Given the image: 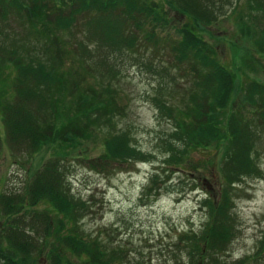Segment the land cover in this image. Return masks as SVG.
<instances>
[{
	"label": "trees",
	"instance_id": "obj_1",
	"mask_svg": "<svg viewBox=\"0 0 264 264\" xmlns=\"http://www.w3.org/2000/svg\"><path fill=\"white\" fill-rule=\"evenodd\" d=\"M210 1L0 0V75L6 71L15 77L13 92L0 102V108L5 141L12 154L31 156L46 147L60 149L59 156L62 151L75 152L80 143L94 136L89 125L102 131L114 124L115 113L120 110L110 99L119 92L114 79H109L118 73L110 66L111 53L133 52L144 32L146 40L154 45L165 41L178 70L190 75L188 94L179 110L172 104L176 99L174 86L169 90L165 85L153 89L152 100L158 112L176 125L167 139L172 156L165 163L184 165L193 148L208 150L214 143L225 146L219 155L217 175H213L219 179L220 196L204 200L209 208L208 220L200 235L188 238L187 251L190 256L199 255V264H231L222 255L239 234L235 211L239 186L245 178L260 174L254 171L249 175L251 167H256L255 142L259 140L255 138L264 123V84L250 80L242 85V99L237 98L238 78L220 61V37L209 34V29L220 21L219 15L229 18L237 4L222 0L217 6ZM252 3L258 11L253 13H264V0ZM225 7L230 11L225 13ZM173 13L180 19H173ZM253 15L247 16V27L241 32H248L255 51L264 57V31L260 34L254 28ZM149 25L153 27L146 30ZM82 26L89 30V37L84 39L78 38ZM159 27L174 33L164 36L157 31ZM132 29L134 32L127 35ZM104 47L107 55L99 54ZM162 67L157 75L168 72L169 80L177 85L175 76L171 77L172 69L166 64ZM7 78L12 79V75ZM246 103L251 109L242 110ZM245 111L252 112V116H244ZM117 127L104 130L106 160L123 163L153 159L135 147L131 132ZM2 142L0 134V156ZM63 166L59 158L50 160L21 193L0 195L4 228L0 264H40L41 258L46 264L127 263L119 258L120 250L81 235L82 221L92 213L95 199L84 200L73 194L69 169ZM159 177L160 172L155 170L144 195L153 192ZM45 202L59 214L54 216L42 209L33 213L30 221L31 209L44 207ZM37 220V227L33 226ZM62 252L87 259L75 263ZM263 252L264 239L258 244L256 256L261 257ZM251 257L234 262L246 264Z\"/></svg>",
	"mask_w": 264,
	"mask_h": 264
},
{
	"label": "rangeland",
	"instance_id": "obj_2",
	"mask_svg": "<svg viewBox=\"0 0 264 264\" xmlns=\"http://www.w3.org/2000/svg\"><path fill=\"white\" fill-rule=\"evenodd\" d=\"M221 1L210 2L217 3L218 6ZM254 1L234 0L237 4L235 13L226 19L225 16L219 15L220 21L209 29V34L220 37L217 50L220 61L238 78L239 100L244 96L243 84L250 80L264 84V57L255 51L248 32H241L242 27H247L245 23L247 16L252 14H255L250 17L256 26L254 28L258 30L257 32L264 31V13L252 12V10L258 12L252 3ZM229 8L225 7L224 12L230 11ZM172 18L180 19L177 13H173ZM151 27L153 25L147 26L146 30H150ZM81 28L82 30L78 31V38L89 37L88 27ZM157 31L164 36L174 33L170 28L159 27ZM132 32L133 29L129 30L127 35H131ZM140 35L138 47L133 52L130 50L113 52L110 56L113 60L110 66L115 74L118 72L114 78H109L114 79V84L119 90L118 95L110 98L115 102V106L120 107L115 113L117 117L114 124L106 126L99 132H97L99 128L89 125L94 136L80 143L75 152L62 151L59 156L60 149L46 147L31 156L12 154L5 141L3 113L0 108V134L3 138L0 156V195L21 193L42 166L50 160L59 158L69 169V182L73 194L84 200L91 197L95 199L92 203V206L94 204L92 213L82 221L81 235H84V239L94 238L103 242L109 249L120 250L119 258H125L123 261L127 262L126 264H199L201 263L199 255L190 256L186 242L189 237L200 235L204 230L209 213L204 200H209L217 194L220 196L219 179H215L213 175H217L219 155L225 146L214 143V148L208 150L193 148L183 162L184 165L165 163L172 156L167 139L176 125L170 117L158 112L152 100L155 93L153 89L165 85L169 90L174 86L176 99L173 98L172 104L178 106L179 110L184 96L188 94L190 75L178 70L165 41L154 45L153 42L146 40L145 32ZM66 36L62 35L67 39ZM206 36L207 39H211L210 36ZM212 41L216 44L215 40ZM99 50L101 51L99 54L108 53L107 47ZM165 64L175 74L171 73V77L175 76L177 85L169 80L170 76L165 70V75H157V70L162 71ZM9 74L12 75V79L7 78ZM14 82L12 72L5 71L0 75V90H5V94L4 91L0 92V102L8 99L7 95L11 96ZM98 91H101V88ZM35 105L37 106L38 102ZM250 106L246 103L242 110L251 109ZM243 115L251 117L252 112L245 111ZM116 124L119 130L131 132L135 147L142 150V153L153 156V159L146 162L123 163L106 160L104 130L112 129ZM257 135L259 136L255 139L259 141L255 142L258 150L256 151L258 156L255 158L256 167H251L252 173L249 175L254 174V171H260V174L245 178L239 186L235 209L239 234L227 245L229 250L226 249L227 252L222 255L231 264H237L234 261L245 260L249 256L252 257L246 264H264V252L261 257L256 256L258 244L264 239V123ZM155 170L160 172L157 187L152 193L144 195V189L149 185ZM158 192L160 196H157ZM42 209L54 216L59 214L52 204L45 202L44 207H33L28 219L32 221V214L39 213ZM1 221L0 217V235L4 230ZM37 222L39 223L37 220L33 226L37 227ZM62 253L64 256L68 254L67 257L72 262L87 259L84 255L80 259L69 253ZM40 264H46L45 258L40 259Z\"/></svg>",
	"mask_w": 264,
	"mask_h": 264
}]
</instances>
